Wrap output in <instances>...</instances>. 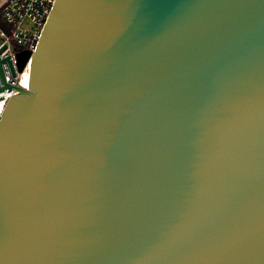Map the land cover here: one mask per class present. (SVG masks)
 <instances>
[{
  "label": "water",
  "instance_id": "1",
  "mask_svg": "<svg viewBox=\"0 0 264 264\" xmlns=\"http://www.w3.org/2000/svg\"><path fill=\"white\" fill-rule=\"evenodd\" d=\"M17 58L0 264H264V0H55Z\"/></svg>",
  "mask_w": 264,
  "mask_h": 264
},
{
  "label": "built area",
  "instance_id": "2",
  "mask_svg": "<svg viewBox=\"0 0 264 264\" xmlns=\"http://www.w3.org/2000/svg\"><path fill=\"white\" fill-rule=\"evenodd\" d=\"M55 0H6L0 8V117L15 87L29 89V59L18 70V50L34 51Z\"/></svg>",
  "mask_w": 264,
  "mask_h": 264
},
{
  "label": "trees",
  "instance_id": "3",
  "mask_svg": "<svg viewBox=\"0 0 264 264\" xmlns=\"http://www.w3.org/2000/svg\"><path fill=\"white\" fill-rule=\"evenodd\" d=\"M18 50V52L17 53H19V54H21V53H23V52H25V50H23V49H17ZM18 54V55H19Z\"/></svg>",
  "mask_w": 264,
  "mask_h": 264
},
{
  "label": "crops",
  "instance_id": "4",
  "mask_svg": "<svg viewBox=\"0 0 264 264\" xmlns=\"http://www.w3.org/2000/svg\"><path fill=\"white\" fill-rule=\"evenodd\" d=\"M6 0H0V8L5 3Z\"/></svg>",
  "mask_w": 264,
  "mask_h": 264
}]
</instances>
